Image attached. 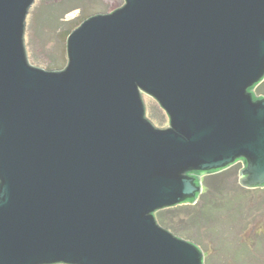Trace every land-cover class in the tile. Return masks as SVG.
Masks as SVG:
<instances>
[{
	"label": "water",
	"instance_id": "95a60500",
	"mask_svg": "<svg viewBox=\"0 0 264 264\" xmlns=\"http://www.w3.org/2000/svg\"><path fill=\"white\" fill-rule=\"evenodd\" d=\"M36 1L0 0V264H205L157 213L237 164L264 189V0H124L60 70L30 63Z\"/></svg>",
	"mask_w": 264,
	"mask_h": 264
},
{
	"label": "rangeland",
	"instance_id": "374dc122",
	"mask_svg": "<svg viewBox=\"0 0 264 264\" xmlns=\"http://www.w3.org/2000/svg\"><path fill=\"white\" fill-rule=\"evenodd\" d=\"M123 5L124 0H37L25 34L30 63L49 70L64 69L67 38L82 19L111 13ZM256 94L264 96V83ZM144 101L148 118L157 127H167V115L158 103L146 95ZM238 171L204 177V191L208 192L193 208L183 205L172 208H179L174 213L161 211L167 218L174 216L170 224L177 235L201 247L205 264H264V236H258L264 230V191L242 188ZM212 201L218 212H201Z\"/></svg>",
	"mask_w": 264,
	"mask_h": 264
},
{
	"label": "trees",
	"instance_id": "16d2710c",
	"mask_svg": "<svg viewBox=\"0 0 264 264\" xmlns=\"http://www.w3.org/2000/svg\"><path fill=\"white\" fill-rule=\"evenodd\" d=\"M84 20H85V18L82 19V22H83ZM261 90H262V89H260V91H261ZM230 169H237V170H239L238 173H240V170L242 169V164H237L236 166H234V167H232V168H230ZM230 169H228V170H230ZM228 170H226V171H228ZM224 172H225V171H224ZM204 182H206L205 179H204ZM206 188L208 189V188H210V187H209V186H206ZM244 189H245V188H244ZM245 190L249 191L248 189H245ZM259 191H262V192H263L264 189H261V190H259ZM207 192H208L207 190L204 191L203 194L200 196V199H201V198H205V195H206ZM220 198H221V197H220ZM200 199H199V200H200ZM197 203H198V202H197ZM195 205H196V204H195ZM195 205H194V206H195ZM189 207L193 208V206H191V205H189ZM180 208H181V207H180ZM178 209H179V208H176V209H169L168 212L174 213V212H176ZM205 210H208V212H212V211L216 210V212H218V211H217L218 208L215 206V203L213 204V201H212V204H209L208 206H206V208H204L201 212H203V211H205ZM176 217H177V216H176ZM157 219H158L159 223H160L162 226H164V227L170 229L172 232L175 231L174 233L176 234L177 231L174 229L173 225L170 224V222H171V223L173 222L174 216H169V217L167 218V217L164 216L163 212H159V213H157ZM258 236H264V230L261 231V233H259ZM246 245H247L246 247L249 249V248H250V244H246Z\"/></svg>",
	"mask_w": 264,
	"mask_h": 264
}]
</instances>
